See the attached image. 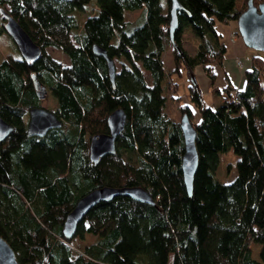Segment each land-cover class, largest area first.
<instances>
[{
    "label": "trees",
    "instance_id": "16d2710c",
    "mask_svg": "<svg viewBox=\"0 0 264 264\" xmlns=\"http://www.w3.org/2000/svg\"><path fill=\"white\" fill-rule=\"evenodd\" d=\"M89 1L0 0L41 51L31 62L20 55L0 61V117L13 129L0 141V236L18 264H264V62L251 56L244 86L231 91L235 100L224 77L218 105L206 104L194 81L200 66L210 93H219L214 69L227 43L217 23L235 22L248 0L238 8L235 0H176V47L168 36L169 0H95L87 9ZM140 8L138 25L123 15ZM4 20L0 10V33ZM184 26L198 38L193 55L181 45ZM93 45L119 64L113 87ZM45 47L69 63L53 60ZM36 81L61 121L38 138L26 135L29 110L41 106ZM167 99L196 132L190 196L180 172L181 131L167 115ZM114 109L126 115L114 154L92 163L89 139L107 132ZM227 151L235 156V177L220 183L214 171ZM225 167L232 168L227 161ZM105 186L142 187L154 206L116 196L95 204L73 237L63 238L62 222L76 200ZM86 233L95 242L74 248L71 241Z\"/></svg>",
    "mask_w": 264,
    "mask_h": 264
},
{
    "label": "water",
    "instance_id": "95a60500",
    "mask_svg": "<svg viewBox=\"0 0 264 264\" xmlns=\"http://www.w3.org/2000/svg\"><path fill=\"white\" fill-rule=\"evenodd\" d=\"M169 20H168V36L173 47V32L177 26L176 11L181 10V6L176 0H169ZM2 17L5 19L3 25L4 31L7 32L12 42L15 43L21 59L27 62L34 61L40 55L41 51L35 41H32L26 30H24L19 21L14 19L12 15L0 8ZM237 34L247 48L264 52V1L258 5H253L251 0L246 2L244 9L238 13L235 19ZM92 53L100 56L105 61V70L108 80L112 87L114 85V62L109 59L106 52L97 46H91ZM36 79L35 75L32 77ZM197 84L196 76L194 77ZM35 84V83H34ZM37 85V84H36ZM42 98L45 95L44 87H40ZM29 120L27 122V137H42L51 129H59L61 121L50 110H46L42 106H37L29 110ZM125 112L121 109H114L106 118L107 132L103 134L92 135L88 143V157L92 163H96L100 157L104 155H113L115 151V139L124 128ZM179 130L183 142L182 156L180 159V172L185 191L188 196L191 194L192 180L197 166V152L195 151V134L190 121L183 114L178 119ZM13 131L11 125L0 117V141H3ZM116 196L128 197L136 202L154 206L153 199L142 187H123L110 188L98 187L85 193L78 198L72 209L68 212L62 222L61 235L63 238L70 239L73 237L78 222L84 217L85 213L99 202L110 201ZM0 264H18L13 248L0 236Z\"/></svg>",
    "mask_w": 264,
    "mask_h": 264
},
{
    "label": "rangeland",
    "instance_id": "374dc122",
    "mask_svg": "<svg viewBox=\"0 0 264 264\" xmlns=\"http://www.w3.org/2000/svg\"><path fill=\"white\" fill-rule=\"evenodd\" d=\"M95 0H90L88 4H86V8H91L92 7V3H94ZM242 4V0H235V6L236 8H238V6H240ZM86 8H85V11H86ZM123 15L124 17H126L127 20H131L134 22V24L138 25L142 22L143 20V9L140 8V9H137V10H133V11H124L123 12ZM232 23L234 24L235 28H236V22L232 21ZM1 25V24H0ZM224 24H221V23H217V29L221 31V29H224ZM220 27V28H219ZM232 32V31H231ZM182 36H183V49L190 55H193L196 51L195 50V44L193 43L192 41V38H193V33H191L190 29L188 26H184V28L182 29ZM225 37L223 38V41L226 42L228 41V33L225 31ZM196 38V37H194ZM237 42L236 44H240L242 46V52H240V55L238 57H235L236 59H238L239 61H241L242 63V67H240V69L235 66L236 68H238V70L241 72L243 71L245 68L248 67V63L246 60V58H251V56H259L262 61L264 62V52H259V51H256V50H253L252 48H247L243 42H241L240 39H238L237 37H235V40H234V43ZM44 51H46L49 56L55 60V61H59L62 65H67L69 63L68 59L66 58V56L60 51V50H57L56 48H52V47H45L44 48ZM226 61H229L230 60V56L229 55V51H226ZM20 53L18 52L17 50V47L15 45L14 42H12L11 38L7 35L6 32H1L0 33V61L2 60V58L8 56V57H16V56H19ZM234 59V58H233ZM231 59V62L232 60ZM248 60V59H247ZM171 61H172V56L170 55V53L167 51V52H164L162 54V62H163V66L168 68L170 67L171 65ZM233 64V62H232ZM248 64V65H247ZM114 68L116 69V71L119 70V64L116 60H114ZM219 68H221V66L219 67H216L214 70V73L215 71L217 72L219 70ZM217 75H218V79L220 77L219 73L217 72ZM195 76H196V73H195ZM183 78H177L176 77V80H177V84L179 86L180 89H183L182 88V81ZM196 80H197V87L200 86V81H199V76H196ZM216 81V80H215ZM199 89H201L199 87ZM210 97H206V95H203V99H204V102L206 104L209 105V99ZM40 105H42L46 110H54L55 108V105H54V99L53 97L47 93L46 91V95H44L42 97V99L40 100ZM166 112H167V115L170 119H173L174 121H177L178 122V119L180 117L179 113H178V110H176V105L170 101L169 99L166 100V108H165ZM87 138V136L85 137ZM235 156L230 152V151H227L226 154H224L223 156H220V163L218 165V167L216 168V170L214 171V174H215V177L217 179L218 182L220 183H225V182H230L234 177H235V172H234V164H235ZM229 162L230 165L232 166V168L229 170V172H227L226 170V167H225V162ZM93 241V237L89 234V235H86L84 239L82 240H79L77 238L73 239L71 241V245L74 247V248H77L78 250H81L86 247V245L89 243V242H92ZM251 247V251H252V257H255L256 258V253H257V250L259 247H257L256 245H250Z\"/></svg>",
    "mask_w": 264,
    "mask_h": 264
},
{
    "label": "crops",
    "instance_id": "0c3cea01",
    "mask_svg": "<svg viewBox=\"0 0 264 264\" xmlns=\"http://www.w3.org/2000/svg\"><path fill=\"white\" fill-rule=\"evenodd\" d=\"M221 24H224L223 25L224 26V29H221V32L222 33H225V31H226L229 34V32H231V31L234 32V30L236 29L235 26H234V24L232 23V21L227 22L226 24L225 23H221ZM194 37L195 36H193L192 41L195 44V50H196L197 43H198V38L197 37L194 38ZM223 37H225V34H224ZM182 39H183V36H182ZM182 43H183V40L181 42V45H182ZM226 43H227L226 51H229V55L228 56H230V60L229 61H226V57L223 59L222 66L217 71L219 73V75H220L219 79H218L217 72L215 71V75H216L215 86L217 87L219 93H217L215 95H213V94L210 93V89L208 87V80L206 79L205 76H203L200 66H197L194 69V71L196 73V76H199V81H200V86L199 87L201 88L200 89L201 97L203 98V95H206V97L207 96L210 97L208 99L209 100V105H218V104H220V102H222L224 100V98H225V91H224L223 88L225 87V84H226L224 77H226V79L228 80V84H229L228 85L229 86L228 92L229 93H231V91H233V90H241V88L244 86L243 85L244 75L242 74V71L240 72L238 70V68H236L234 66V64H232V62H231V59H233L235 57H238L240 55V52H242V46L240 44L239 45L236 44L237 42H235V43L229 42V40L226 41ZM167 51L170 53V49H167L164 52H167ZM249 59L250 58H246L244 60H246L247 63H248L249 62ZM214 70H216V69H214ZM196 119H197V115L195 114L194 120H196ZM86 235H89V234L86 233ZM86 235H84L83 239L85 238ZM92 237H93V241L92 242H89L87 245L92 244L93 242H95L96 238L94 236H92Z\"/></svg>",
    "mask_w": 264,
    "mask_h": 264
},
{
    "label": "built area",
    "instance_id": "2783aa9c",
    "mask_svg": "<svg viewBox=\"0 0 264 264\" xmlns=\"http://www.w3.org/2000/svg\"><path fill=\"white\" fill-rule=\"evenodd\" d=\"M228 40H229V42H232V43H234V40H235V34H234V32H229V34H228ZM232 62H233V64L235 65V66H237L239 69H240V67H242V63H241V61H239L238 59H236V58H234L233 60H232ZM231 99L232 100H235V96H233V92H231Z\"/></svg>",
    "mask_w": 264,
    "mask_h": 264
},
{
    "label": "flooded vegetation",
    "instance_id": "af4514ba",
    "mask_svg": "<svg viewBox=\"0 0 264 264\" xmlns=\"http://www.w3.org/2000/svg\"><path fill=\"white\" fill-rule=\"evenodd\" d=\"M35 83V84H34ZM34 89H35V93L37 96H39L41 94V91H40V87H43L41 84H39L37 81L34 82ZM37 84V85H36ZM45 95H46V91H45ZM42 99V98H40ZM42 106V105H41ZM43 107V106H42Z\"/></svg>",
    "mask_w": 264,
    "mask_h": 264
}]
</instances>
